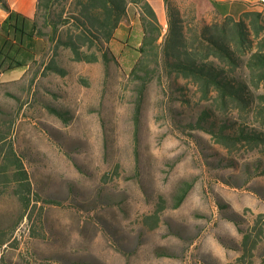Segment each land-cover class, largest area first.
<instances>
[{
    "label": "rangeland",
    "instance_id": "1",
    "mask_svg": "<svg viewBox=\"0 0 264 264\" xmlns=\"http://www.w3.org/2000/svg\"><path fill=\"white\" fill-rule=\"evenodd\" d=\"M175 2L186 29L193 16L224 18L209 0ZM161 23L164 42L168 15ZM113 49L105 63L60 48L45 63L63 72L47 70L40 55L0 76V226L14 231L0 264H236L244 233L249 246L256 241L253 264H264V146L229 149L190 125L204 108L248 112H222L215 89L205 94L169 74L152 53L143 57L154 70L142 86L130 74L135 61ZM253 89L264 93V83ZM19 171L31 182L23 192L31 218H22Z\"/></svg>",
    "mask_w": 264,
    "mask_h": 264
},
{
    "label": "trees",
    "instance_id": "2",
    "mask_svg": "<svg viewBox=\"0 0 264 264\" xmlns=\"http://www.w3.org/2000/svg\"><path fill=\"white\" fill-rule=\"evenodd\" d=\"M165 2L169 30L164 42H160L162 23L148 0H38L34 17L12 9L8 0H0V8L8 12L0 22V33L28 50L36 46L34 39L42 37L47 45L41 54L42 64L47 70L58 72L63 69L53 62L45 63V57L52 51L66 48L75 60L102 59L107 63L116 58L113 45L117 44L130 62L135 61L130 74L142 86L148 83L154 70L143 57L148 53L161 56L169 74L193 81L205 94L215 89L222 112L236 109L240 115L245 112L249 115L219 116L214 109L204 108L191 126L209 132L229 149L237 144L252 149L264 146V93L253 89L264 83V9L223 14L221 21L211 23L197 22L193 16L192 25L186 29L179 5L175 0ZM214 6L219 8L215 2ZM132 19L134 23L128 24ZM28 68V63L13 59L12 64H0V76ZM48 108L65 117L55 105L49 104ZM253 111L256 119L251 122L247 119ZM261 154L264 155L263 150ZM17 162L20 164V160ZM257 167L264 172V161L260 159ZM24 174L23 171L17 174L21 181L17 194L25 208L22 218L26 215L31 218L27 210L32 199L30 194L23 193L30 192L31 182ZM5 176L0 174V180L4 181ZM186 194L184 190L178 195L176 206ZM36 206L37 203L33 211ZM263 217L261 213L259 220ZM233 219L244 231L239 219ZM11 233L6 234L0 226V252ZM249 238L250 234L244 233L245 251L236 264H253L256 241L249 246Z\"/></svg>",
    "mask_w": 264,
    "mask_h": 264
},
{
    "label": "crops",
    "instance_id": "3",
    "mask_svg": "<svg viewBox=\"0 0 264 264\" xmlns=\"http://www.w3.org/2000/svg\"><path fill=\"white\" fill-rule=\"evenodd\" d=\"M12 9L19 11L26 16L34 17L38 0H8ZM155 9L160 21L167 17V7L165 0H148ZM217 15L236 14L243 10H251L253 7H263L262 0H209ZM214 2L218 4L216 9ZM224 9H221V8ZM8 12L0 8V22L7 16ZM36 46L28 50L16 43L15 40L0 33V64L9 65L13 63V59L30 64L37 60L46 48V42L42 37L34 39Z\"/></svg>",
    "mask_w": 264,
    "mask_h": 264
},
{
    "label": "bare ground",
    "instance_id": "4",
    "mask_svg": "<svg viewBox=\"0 0 264 264\" xmlns=\"http://www.w3.org/2000/svg\"><path fill=\"white\" fill-rule=\"evenodd\" d=\"M262 3H264V1H262Z\"/></svg>",
    "mask_w": 264,
    "mask_h": 264
},
{
    "label": "built area",
    "instance_id": "5",
    "mask_svg": "<svg viewBox=\"0 0 264 264\" xmlns=\"http://www.w3.org/2000/svg\"><path fill=\"white\" fill-rule=\"evenodd\" d=\"M262 1H264V0H262Z\"/></svg>",
    "mask_w": 264,
    "mask_h": 264
}]
</instances>
